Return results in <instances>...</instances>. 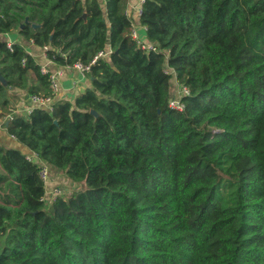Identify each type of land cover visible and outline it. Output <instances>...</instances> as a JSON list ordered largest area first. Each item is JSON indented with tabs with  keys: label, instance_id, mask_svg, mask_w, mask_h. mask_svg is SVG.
<instances>
[{
	"label": "trees",
	"instance_id": "1",
	"mask_svg": "<svg viewBox=\"0 0 264 264\" xmlns=\"http://www.w3.org/2000/svg\"><path fill=\"white\" fill-rule=\"evenodd\" d=\"M127 1L0 0V32L57 66L108 51L73 101L23 113L9 88L52 97L49 70L0 39L2 123L81 185L48 202L0 145V264H264V0H143L146 50Z\"/></svg>",
	"mask_w": 264,
	"mask_h": 264
},
{
	"label": "crops",
	"instance_id": "2",
	"mask_svg": "<svg viewBox=\"0 0 264 264\" xmlns=\"http://www.w3.org/2000/svg\"><path fill=\"white\" fill-rule=\"evenodd\" d=\"M139 4V0H129L126 4L125 11L128 13V16L131 18L132 23L135 26L136 32H138L139 37L141 40L148 42L146 37V31L144 25L139 23L138 17L139 12H137V6ZM103 5V4H102ZM0 39L7 41L8 43L11 42H20L23 47L25 48L28 54H31L35 60L41 64V66L46 67L51 72L58 71L60 76L58 77L59 88L57 93L54 95L53 99L49 103L42 104L38 106L32 103L29 100L27 94L22 88H12L10 90L11 93L17 95L16 100V110L19 112L27 113L32 106L43 107L47 110L50 109V106L60 100V99H68L73 101L74 97L79 94V92L84 89L86 86H90L91 80L86 75V73L79 72L77 69L73 67H68L66 65H55L50 59L47 58L46 54L44 53L45 47L35 45L32 40L25 38L22 34L18 33L15 30L8 31V32H0ZM173 79V78H172ZM171 79V80H172ZM4 118L0 119V145L13 147L18 149L21 153L30 154V151L25 145L20 144L12 134H9L5 128V124L2 123ZM6 121V118H5ZM37 162V164L42 165L47 163L44 160H33ZM50 166V165H49ZM52 169L56 167L50 166ZM57 169V168H56ZM50 173V172H49ZM51 174V173H50ZM49 174V180H47L48 184L51 180ZM44 188L46 190V184L44 182Z\"/></svg>",
	"mask_w": 264,
	"mask_h": 264
},
{
	"label": "built area",
	"instance_id": "3",
	"mask_svg": "<svg viewBox=\"0 0 264 264\" xmlns=\"http://www.w3.org/2000/svg\"><path fill=\"white\" fill-rule=\"evenodd\" d=\"M142 1L143 0H139V4L137 6V12H139V14H140V7H141ZM127 15H128V13H127ZM130 32H131V36L135 39V41L137 42L138 45H140L141 48H143L145 50L146 49H155L156 48L155 45L152 44V43H150L149 41L148 42H145V41L141 40V38L138 35V32H136V29H135V26H134L133 23L131 25ZM8 45H9V43H8ZM107 53H108L107 50H101V51H99V54L95 58H97V57H99L101 55H106ZM94 59L92 60V62L94 61ZM91 63L84 64V63H82V62L79 61V62H76V63H74L72 65H66V66L73 67V68L77 69L79 72L81 71V72L85 73L89 69V65ZM42 70L45 71V70H48V69L46 67L42 66ZM167 70H169V69H167ZM49 74H50V88H51V92L53 93V96L52 97H41V98L38 97V96H35V95L29 96V100L32 103H34V104H36L38 106H41L42 104H45V103H49L51 101V99H53L54 95L58 91V88H59V82H58L59 80H58V77L60 76V73L58 71H56V72L49 71ZM176 84H177L176 85V88H175L176 91L169 98V100H168V106L170 108H172V109L177 110V111L180 112L183 109V107H184V103H183L181 97L184 94H188L189 93V90H188V88L185 85L179 84L177 81H176ZM50 108H51V106H50ZM26 158L29 159V160H32V161L39 159L37 157V155L34 154L33 152L30 153V154H26ZM39 166H40V168H39L38 173L40 174L41 178L45 182V181H47L49 179V174L50 173H49V171L47 169V166L45 164H42V165H39Z\"/></svg>",
	"mask_w": 264,
	"mask_h": 264
},
{
	"label": "rangeland",
	"instance_id": "4",
	"mask_svg": "<svg viewBox=\"0 0 264 264\" xmlns=\"http://www.w3.org/2000/svg\"><path fill=\"white\" fill-rule=\"evenodd\" d=\"M166 68L169 69L167 66ZM176 85H177L176 81L173 78L170 81L171 95H173L174 92L176 91L175 90ZM46 166H47L48 171L51 173L50 174L51 180L49 181L50 183L48 184V182L45 181L46 190H45L44 198L46 199V201L50 202L56 194L58 193L61 194V192L63 191L69 192L71 190L81 188V185L79 183H74L69 177L66 176L65 173L61 172L58 168L52 169L50 167L51 165L49 166V164H47Z\"/></svg>",
	"mask_w": 264,
	"mask_h": 264
},
{
	"label": "water",
	"instance_id": "5",
	"mask_svg": "<svg viewBox=\"0 0 264 264\" xmlns=\"http://www.w3.org/2000/svg\"><path fill=\"white\" fill-rule=\"evenodd\" d=\"M0 78L2 79V75H1V74H0ZM12 88H13V87H10V89H12ZM91 112H92L94 115H96V116L98 115L97 112H95V111H93V110H91ZM6 122H7V120L5 121V123H6Z\"/></svg>",
	"mask_w": 264,
	"mask_h": 264
}]
</instances>
